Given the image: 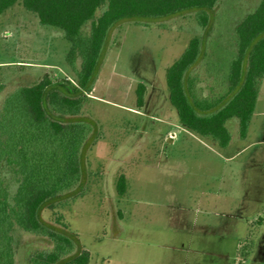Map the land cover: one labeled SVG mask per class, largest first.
<instances>
[{"label": "rangeland", "instance_id": "1", "mask_svg": "<svg viewBox=\"0 0 264 264\" xmlns=\"http://www.w3.org/2000/svg\"><path fill=\"white\" fill-rule=\"evenodd\" d=\"M258 1L219 0L205 29L187 12L150 27L124 21L111 31L80 113L58 116L89 128L81 184L42 211L75 252L89 253L88 264H264V77L245 138L237 137L233 120L225 148L179 125L165 80L197 36L204 41L200 85L218 91L235 54L234 27ZM69 48L62 30L41 25L21 1L6 9L0 14V104L45 77L75 86L65 60ZM54 215L62 225L49 223ZM13 235L15 264H29L32 253L51 248L44 238Z\"/></svg>", "mask_w": 264, "mask_h": 264}, {"label": "trees", "instance_id": "2", "mask_svg": "<svg viewBox=\"0 0 264 264\" xmlns=\"http://www.w3.org/2000/svg\"><path fill=\"white\" fill-rule=\"evenodd\" d=\"M18 1L41 25L64 32L70 44L65 60L76 82L67 88L45 77L13 90L0 104V264H15L16 230L51 244L50 249L32 253L29 264H88L89 253L75 252L71 239L42 218L48 205L74 192L82 181L80 160L89 128L58 116L80 113L117 24L132 21L150 27V21L193 12L197 25L205 29L219 0H0V14ZM234 45L235 54L225 80L217 81L216 92L211 85L205 92L196 73L204 56L200 37L190 38L165 74L168 100L179 125L220 148L232 140L231 121L237 123V137L244 139L253 115L264 77V0L235 25ZM143 95L144 85L139 84L138 108ZM125 188L120 175L118 194ZM61 220L54 215L49 223L59 226Z\"/></svg>", "mask_w": 264, "mask_h": 264}, {"label": "crops", "instance_id": "3", "mask_svg": "<svg viewBox=\"0 0 264 264\" xmlns=\"http://www.w3.org/2000/svg\"><path fill=\"white\" fill-rule=\"evenodd\" d=\"M260 223H261V225H262V227H263L264 221H262V222H260Z\"/></svg>", "mask_w": 264, "mask_h": 264}]
</instances>
